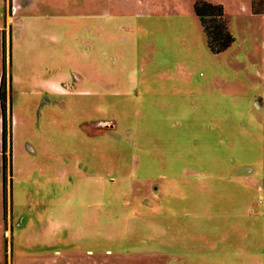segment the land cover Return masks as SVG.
Listing matches in <instances>:
<instances>
[{"label":"rangeland","instance_id":"374dc122","mask_svg":"<svg viewBox=\"0 0 264 264\" xmlns=\"http://www.w3.org/2000/svg\"><path fill=\"white\" fill-rule=\"evenodd\" d=\"M206 1L218 55L195 0H0V264H264V17Z\"/></svg>","mask_w":264,"mask_h":264},{"label":"trees","instance_id":"16d2710c","mask_svg":"<svg viewBox=\"0 0 264 264\" xmlns=\"http://www.w3.org/2000/svg\"><path fill=\"white\" fill-rule=\"evenodd\" d=\"M194 14L199 20L203 30L206 46L211 54L218 55L227 50L233 43L234 37L228 27V19L221 4H214L206 0H195L193 5ZM251 13L253 15H264V0H251ZM5 33L3 35V44L5 46ZM3 46L2 75L0 80V109H1V148L3 159V181L4 189L7 191L8 183V164L11 172V154H12V109H10L9 118L6 114V86H7V66L5 57V47ZM11 74L9 80L11 86ZM7 145L9 152L7 153ZM6 217V215H5Z\"/></svg>","mask_w":264,"mask_h":264},{"label":"crops","instance_id":"0c3cea01","mask_svg":"<svg viewBox=\"0 0 264 264\" xmlns=\"http://www.w3.org/2000/svg\"><path fill=\"white\" fill-rule=\"evenodd\" d=\"M11 2H12V8H13L14 7L13 0H11ZM4 12H5V10H4ZM261 17H264V15H261ZM5 31L7 32V29H5ZM5 31H3L2 34L6 33ZM149 43L151 45H154V41H152V40ZM182 68H183V66L181 67V69ZM175 70H176V72H178V68H176ZM116 73L118 75H121V72L119 70H115V68H111V67H108V69H104L102 67L101 70L96 71V83H95L96 86L91 87V89L96 93V97H102L103 98V96H105L107 93H113L114 94V93L118 92L120 82L117 83ZM126 73H128V72H126ZM111 74H112V76L110 77ZM1 75H2V69L0 70V80H1ZM88 81H89V79H87L86 82H88ZM11 92H12V84L10 86V83L8 82L7 86H6V100H7V96H8L9 97L8 103H9L10 109H12ZM0 152H2V148H1V109H0Z\"/></svg>","mask_w":264,"mask_h":264}]
</instances>
